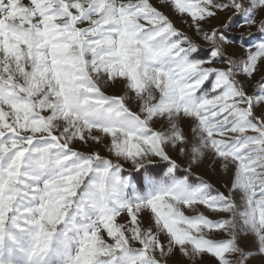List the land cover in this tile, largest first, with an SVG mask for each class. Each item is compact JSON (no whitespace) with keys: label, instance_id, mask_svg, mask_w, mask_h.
Returning a JSON list of instances; mask_svg holds the SVG:
<instances>
[{"label":"snow or ice","instance_id":"6c2138e0","mask_svg":"<svg viewBox=\"0 0 264 264\" xmlns=\"http://www.w3.org/2000/svg\"><path fill=\"white\" fill-rule=\"evenodd\" d=\"M164 3L207 58L149 0H0V264H247L242 237L264 257V81L245 89L264 38L232 59L227 37L204 30L227 11L225 29L239 17L264 37V0ZM117 83L125 95L101 89ZM104 138L135 175L72 147ZM169 150L189 159L183 174ZM208 154L233 171L227 195L191 179ZM197 205L224 218L186 214Z\"/></svg>","mask_w":264,"mask_h":264},{"label":"rangeland","instance_id":"374dc122","mask_svg":"<svg viewBox=\"0 0 264 264\" xmlns=\"http://www.w3.org/2000/svg\"><path fill=\"white\" fill-rule=\"evenodd\" d=\"M153 7H156L159 11H161L164 15H166L169 20L173 23L174 27L179 31L181 34L189 37L192 42L199 48V53L203 55V57L207 58V51L209 49V44L201 39V37L196 34L195 30L190 27V18L187 16H180L176 14L169 6H166L164 0H149ZM231 16V12H222L219 13L218 16L212 19L209 23L204 25L205 31H210L213 28L219 29L222 34H224L230 43L224 46L225 55L229 56L232 59H240L241 57L246 56V49L248 45L252 41H258L261 38V34L257 31L256 27H238L237 25L242 24V19L237 17L233 20L232 26L229 29H225L223 25L228 22V18ZM259 19V17H257ZM188 21L187 23L185 21ZM243 34V38H242ZM240 39V40H239ZM246 41V42H245ZM216 67H221L219 63L215 65ZM264 81V63L258 64V71L255 73L254 77L245 83L246 92L249 95L254 94L257 92V85ZM207 89H210L211 84L208 83L205 86ZM101 89L105 95L109 96H120L125 95V91L122 84L117 83L115 86L111 84H102ZM127 106L130 108L131 111L136 112L138 111L137 102L132 99H128L126 101ZM257 116L260 115L262 111H264V107L257 106L256 109ZM182 126L186 134L191 136L188 122H182ZM159 128V125L155 126ZM98 133H93V135H97ZM102 135V134H100ZM109 141L107 138H104L101 143L97 144L94 141H90L89 144L85 145L80 141L75 142L72 147L80 151L82 153H89V152H97L102 157L112 159L113 163H120L123 170L130 172L134 170L131 167L129 162L124 161H117L115 157L111 156L108 149L105 147ZM169 155L176 160L177 164L179 165V169L185 171L190 166V161L187 157L180 156L174 150H169ZM163 162L155 161L153 165H161ZM191 176L198 180H203L212 186V190L214 192H221L228 194V188L231 183L233 177L232 169L225 170L221 167L220 163L216 160H213L211 155H206L202 160H200L197 164H191ZM198 209L197 213L188 212L186 214H204L210 220H219L223 219L224 217L220 214L210 212L208 209L204 208L201 205L195 206ZM126 219L120 218V222L123 223ZM145 224H147V218L145 217ZM106 238V237H105ZM209 238L213 240H223L225 239L224 235L219 232H213L209 234ZM240 246L244 249L249 259L247 264H264V257L259 256L255 251H249L252 249V242L251 240L242 237L239 241ZM168 264H193V262L189 261L187 257L180 255L179 253H175L168 258ZM195 264H214V260L212 257L208 255H204L202 258L198 259Z\"/></svg>","mask_w":264,"mask_h":264},{"label":"trees","instance_id":"16d2710c","mask_svg":"<svg viewBox=\"0 0 264 264\" xmlns=\"http://www.w3.org/2000/svg\"><path fill=\"white\" fill-rule=\"evenodd\" d=\"M240 40V39H239ZM246 42V41H245ZM197 58H204L203 55H201L200 53L197 54ZM206 58V57H205ZM152 167H154L156 170H159L160 168L163 167V164L161 165H152ZM180 170V169H179ZM131 173H133V175H135V173L133 171H130ZM130 172L124 171L125 174H128ZM185 171L180 170V174H183ZM191 179L193 182L198 181V179L194 178L193 176H191Z\"/></svg>","mask_w":264,"mask_h":264}]
</instances>
